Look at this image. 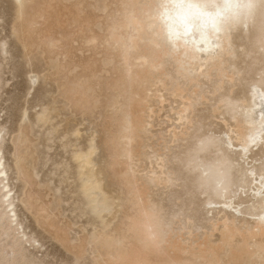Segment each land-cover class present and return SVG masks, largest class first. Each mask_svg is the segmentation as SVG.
<instances>
[{"label": "bare ground", "instance_id": "obj_1", "mask_svg": "<svg viewBox=\"0 0 264 264\" xmlns=\"http://www.w3.org/2000/svg\"><path fill=\"white\" fill-rule=\"evenodd\" d=\"M151 2L153 0H20L22 10L17 0L15 4L13 31L24 54L40 52L44 60L52 64L46 76L57 84L60 95L86 120L98 122L89 152L77 156L83 164L82 173L90 176L83 179L84 189L105 221L104 228L96 231V242L110 246L107 254L95 252L93 259L96 264H262L257 254L264 249V226L251 218L264 214V199L253 194L264 176V121L261 120L264 88L257 84L250 86L247 95L238 102L220 96V103L230 100L233 112L229 119L232 124L224 135L232 147L220 146L219 151L234 166L233 177L238 186L236 191L229 188L223 198L213 193L216 202L211 204L218 206L211 210L217 216L209 222L217 238L204 235L200 242L187 243L168 236L161 247L145 250L127 231V218L134 203L155 204L136 164L143 157L142 134L146 116L152 111L145 87L151 70L157 69L155 61L169 55L180 76L194 83L211 78L215 72L220 76V88L214 92H219L223 82L238 79L233 60L237 57V41L244 35L239 32L231 38L222 37L217 41L219 47L215 56L207 60L204 53L194 51L187 55L183 51L173 54L165 42L164 32L159 33L158 22L144 15L149 9L138 8L133 17L132 9L124 7ZM255 22L259 24V31H264V15L259 10ZM153 24L155 27L150 28ZM142 46L147 53L141 51ZM190 109L191 106L186 105L182 114ZM213 112L225 115L218 106ZM180 115L181 120L187 121ZM30 132V125L23 122L12 139L17 178L25 184L20 203L39 227L69 252L82 257L89 244L87 237L71 242L70 225L61 220L56 208L52 209L48 190L37 183L31 166L24 164L29 158L35 159ZM249 137L256 138L257 146H251L247 153L239 151L248 145ZM21 149L25 151L20 152ZM0 173L7 179L4 166ZM155 181L160 183L159 179ZM3 188L10 212L16 217L10 186L6 184ZM111 189H115L116 194ZM107 194L113 195L115 200L112 213L107 207ZM225 200L239 207L241 215L224 207ZM96 242L92 248L96 247Z\"/></svg>", "mask_w": 264, "mask_h": 264}, {"label": "rangeland", "instance_id": "obj_2", "mask_svg": "<svg viewBox=\"0 0 264 264\" xmlns=\"http://www.w3.org/2000/svg\"><path fill=\"white\" fill-rule=\"evenodd\" d=\"M15 4L16 0H0V160L8 174L7 179L0 175V264H96L95 252L107 254L110 246L96 242V231L104 228L105 221L84 189L83 179L90 176L82 173L83 164L77 156L89 152L98 122L86 120L60 95L57 84L46 76L52 64L47 63L40 52L30 56L24 54L13 31ZM258 25L255 22L248 36L239 37L237 57L233 60L234 72H239L238 79L223 82L219 92H214L220 88V76L215 72L209 79L190 82L180 76L169 55L156 60L157 69L151 70L149 75L145 89L152 111L148 117L145 115L143 157L136 164L149 186L151 201L163 208L171 221L167 237L173 240L197 243L204 235L217 238L209 222L217 216L211 208L218 205L209 207L210 203L216 202L213 192L194 186L177 160L184 157L195 140L209 133L224 136L229 131L232 105L220 103V96L238 102L253 84L264 88V54L256 46L264 31H259ZM159 33L163 35V32ZM141 51L147 53L143 46ZM186 105L191 109L182 114ZM215 106L225 115L214 113ZM179 115L187 121L181 120ZM23 122L30 125L35 155V159L29 158L24 164L31 166L37 183L48 190L52 209L56 208L61 220L70 225L71 242L87 237L89 244L82 257L69 252L39 227L20 203L25 184L17 178L12 139ZM23 151L25 149L20 150ZM93 171L94 168L92 175ZM169 177L173 183L168 182ZM154 178L160 183L153 182ZM6 184L12 191L10 198L16 217L10 212L8 198L4 196ZM237 186L234 181L230 188L236 191ZM111 191L116 194L115 189ZM112 196L106 195L110 213L115 205ZM95 242L96 247L92 248Z\"/></svg>", "mask_w": 264, "mask_h": 264}, {"label": "snow or ice", "instance_id": "obj_3", "mask_svg": "<svg viewBox=\"0 0 264 264\" xmlns=\"http://www.w3.org/2000/svg\"><path fill=\"white\" fill-rule=\"evenodd\" d=\"M17 3L22 10L23 5L20 0H17ZM124 7L132 9L130 15L133 17L136 9L142 11L145 8L149 9L150 11L145 12L144 15L163 25L165 42L173 54L183 51L187 55L189 51H194L204 53L205 60L215 56L219 47L217 41L222 37L231 38L234 33L239 32L248 36L257 11L264 15V0H153L147 4L124 5ZM149 27L153 28L155 25ZM256 46L259 52L264 54V34L256 41ZM240 51L243 52L244 49L241 48ZM225 102L230 103V100L226 99ZM261 120L264 121V110L261 111ZM199 142L202 149L210 145L232 147L226 137L212 133L200 138ZM251 146H257L255 137H249L248 145L240 148L239 151L247 153ZM2 167L3 161L0 160V168ZM233 167L229 163L227 182L218 177L211 179V191L221 198L230 187L234 186ZM201 173L205 177L212 175L208 169H201ZM168 182H174L172 177H169ZM259 184V189L254 190L253 194L264 199V176L261 177ZM213 206L215 205L209 204V207ZM223 206L234 211L236 215H241L239 207L231 201L225 200ZM251 218L264 226V214ZM257 255L264 264V249H261Z\"/></svg>", "mask_w": 264, "mask_h": 264}, {"label": "clouds", "instance_id": "obj_4", "mask_svg": "<svg viewBox=\"0 0 264 264\" xmlns=\"http://www.w3.org/2000/svg\"><path fill=\"white\" fill-rule=\"evenodd\" d=\"M158 24L160 31L164 32L163 25ZM177 163L183 166L188 178L198 189L211 190L213 177L225 182L228 180L229 161L220 154L217 145L202 149L197 139ZM201 169H208L212 175L205 177ZM126 228L142 248L150 250L159 248L166 242L171 221L163 208L151 202H137L132 205Z\"/></svg>", "mask_w": 264, "mask_h": 264}]
</instances>
